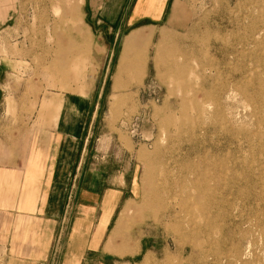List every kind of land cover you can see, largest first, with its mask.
Instances as JSON below:
<instances>
[{
	"label": "rangeland",
	"instance_id": "rangeland-1",
	"mask_svg": "<svg viewBox=\"0 0 264 264\" xmlns=\"http://www.w3.org/2000/svg\"><path fill=\"white\" fill-rule=\"evenodd\" d=\"M14 2L0 32L6 114L55 122L79 107L85 162L133 181L95 247L89 227L75 236L69 209L63 247L44 264H264V0H169L134 28L150 39L118 79L134 29L96 32L84 0L77 12L73 0ZM76 121L64 110V126Z\"/></svg>",
	"mask_w": 264,
	"mask_h": 264
},
{
	"label": "crops",
	"instance_id": "crops-1",
	"mask_svg": "<svg viewBox=\"0 0 264 264\" xmlns=\"http://www.w3.org/2000/svg\"><path fill=\"white\" fill-rule=\"evenodd\" d=\"M84 1L83 19L100 24L99 33L159 20L169 2L162 0L158 15H152L135 11L138 0H114V10L106 9L113 0ZM15 6L14 0H0V32L15 21ZM7 78L5 63L0 61V253L4 264H44L52 251L59 252L69 209L76 211L71 226L73 230L76 223L75 236L89 227L88 241L95 247L101 224L105 231L132 179L106 165L94 167L85 162L84 110L79 107L62 106L55 122L50 118L32 123L20 116L18 121L11 120L6 114ZM64 110L77 119L70 127L63 124Z\"/></svg>",
	"mask_w": 264,
	"mask_h": 264
},
{
	"label": "bare ground",
	"instance_id": "bare-ground-1",
	"mask_svg": "<svg viewBox=\"0 0 264 264\" xmlns=\"http://www.w3.org/2000/svg\"><path fill=\"white\" fill-rule=\"evenodd\" d=\"M82 2L83 0H73L71 8L77 12ZM151 32L152 30L150 28L134 29L124 37L116 71L117 79L120 77L121 70L128 66L133 57V52L140 48L144 49V45L150 39Z\"/></svg>",
	"mask_w": 264,
	"mask_h": 264
}]
</instances>
